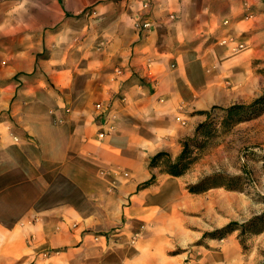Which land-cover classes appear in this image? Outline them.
Listing matches in <instances>:
<instances>
[{
  "label": "crops",
  "instance_id": "obj_1",
  "mask_svg": "<svg viewBox=\"0 0 264 264\" xmlns=\"http://www.w3.org/2000/svg\"><path fill=\"white\" fill-rule=\"evenodd\" d=\"M255 99L264 0H0V264H251L239 230H219L264 209L239 190L187 189L217 157L180 176L149 162L174 161L203 111ZM97 101L113 126L102 139ZM73 222L114 234L81 242Z\"/></svg>",
  "mask_w": 264,
  "mask_h": 264
},
{
  "label": "rangeland",
  "instance_id": "obj_2",
  "mask_svg": "<svg viewBox=\"0 0 264 264\" xmlns=\"http://www.w3.org/2000/svg\"><path fill=\"white\" fill-rule=\"evenodd\" d=\"M256 101L257 99L248 104H235L241 106V108L234 113L233 118L227 123L222 122V118L225 117L224 114L215 116L213 121L204 128L203 136H199L202 142L193 143L195 146H202L199 150H194V154L191 155V157L196 158L191 168L204 157L214 155L217 158L215 162L213 160L209 162L210 169L214 166L218 169L216 172L229 176L232 175L231 173L234 170H243L246 173L244 176L246 178L245 184L240 183L237 190L252 199L253 211H260L264 209V104H257ZM230 106L232 105L221 108L226 109ZM205 120L198 123V125L205 122ZM247 120H251V124L239 128L240 132H247L246 136L242 134L235 136L229 133L231 129H234L233 126L236 122ZM237 144H241V146L237 147ZM230 223H236L233 226L239 230L237 239L241 244L242 254L250 255L251 264H264V210L260 214L252 215L249 218H241ZM78 228L80 229L81 242L86 243H99L104 239H110L114 234V231L110 230L102 235L80 226L78 222L71 223L72 230ZM187 250L194 251L193 247H188L184 251ZM52 252L57 254L59 250L41 251L45 256L52 254ZM169 253H176V251ZM196 256L194 252L193 256L186 258L185 261L195 260Z\"/></svg>",
  "mask_w": 264,
  "mask_h": 264
},
{
  "label": "trees",
  "instance_id": "obj_3",
  "mask_svg": "<svg viewBox=\"0 0 264 264\" xmlns=\"http://www.w3.org/2000/svg\"><path fill=\"white\" fill-rule=\"evenodd\" d=\"M257 103V101H256ZM241 108L239 105H232L226 109H221L218 106H212L210 110L203 111L207 117L205 122L199 124L196 128L195 135L190 138H186L182 142V150L178 157L171 161L169 156L164 152H158L152 156L149 162V166L151 168L160 165V163L164 162L162 166V171L166 172L173 176H180L190 170L192 164L195 161V157H191L194 154V150H199L202 145H194L202 142V139H199L201 135L204 134V128L208 126V124L213 121L215 116L218 114H224L222 118L223 123L229 122L236 111ZM237 123V122H236ZM200 136V137H199ZM205 138V137H204ZM242 175H226L221 172L211 173L209 175L203 176L196 183L187 185V189L191 193H202L210 188L214 187H224L228 190H237L239 184L241 183ZM155 175H152L150 179L143 182L140 187H146L154 183ZM236 223H229L225 227L219 230V234L224 236L227 232H230L237 227H234Z\"/></svg>",
  "mask_w": 264,
  "mask_h": 264
},
{
  "label": "built area",
  "instance_id": "obj_4",
  "mask_svg": "<svg viewBox=\"0 0 264 264\" xmlns=\"http://www.w3.org/2000/svg\"><path fill=\"white\" fill-rule=\"evenodd\" d=\"M148 3H144V8L148 7ZM134 27L140 38H144L146 35H148L149 31L153 27V22L150 19L149 15L142 17L140 19H137L136 22L134 23ZM222 43H226L227 39H222ZM242 45L238 44L235 45L234 48H241ZM118 72L120 71L119 69L117 70ZM94 109L96 111V123L98 125V130H97V138L102 139L106 135H108L113 126L111 123V118L109 114V105L105 104L102 101H97L94 103Z\"/></svg>",
  "mask_w": 264,
  "mask_h": 264
}]
</instances>
